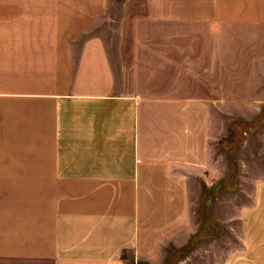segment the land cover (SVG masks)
Here are the masks:
<instances>
[{
    "label": "crops",
    "instance_id": "obj_1",
    "mask_svg": "<svg viewBox=\"0 0 264 264\" xmlns=\"http://www.w3.org/2000/svg\"><path fill=\"white\" fill-rule=\"evenodd\" d=\"M0 264H264V0H0Z\"/></svg>",
    "mask_w": 264,
    "mask_h": 264
},
{
    "label": "rangeland",
    "instance_id": "obj_2",
    "mask_svg": "<svg viewBox=\"0 0 264 264\" xmlns=\"http://www.w3.org/2000/svg\"><path fill=\"white\" fill-rule=\"evenodd\" d=\"M229 192H234V190L233 189H229ZM235 242H236V239L234 238L233 234H230V232H229V234H228V243H229V245H230V243H231V245H234ZM230 247L231 246H229V248Z\"/></svg>",
    "mask_w": 264,
    "mask_h": 264
}]
</instances>
